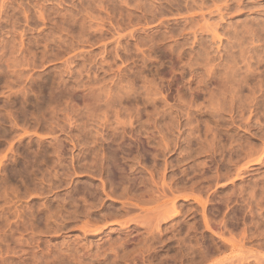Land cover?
Instances as JSON below:
<instances>
[{"label": "rangeland", "instance_id": "374dc122", "mask_svg": "<svg viewBox=\"0 0 264 264\" xmlns=\"http://www.w3.org/2000/svg\"><path fill=\"white\" fill-rule=\"evenodd\" d=\"M75 260L264 264V0H0V264Z\"/></svg>", "mask_w": 264, "mask_h": 264}, {"label": "bare ground", "instance_id": "6f19581e", "mask_svg": "<svg viewBox=\"0 0 264 264\" xmlns=\"http://www.w3.org/2000/svg\"><path fill=\"white\" fill-rule=\"evenodd\" d=\"M244 259L246 260V259H248V258H244ZM71 261H74V260L72 259ZM77 261H78V260H75V263H74V264H80V263H78ZM241 261L244 262L243 260H241ZM241 261H240V263H241ZM257 261H258V260H257ZM237 262H239V260H237ZM247 262H248V261H247ZM240 263H239V264H240ZM249 263H250V262H249Z\"/></svg>", "mask_w": 264, "mask_h": 264}]
</instances>
